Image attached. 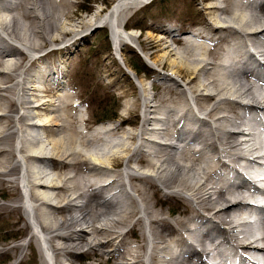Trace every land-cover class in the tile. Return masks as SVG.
<instances>
[{"label":"bare ground","instance_id":"1","mask_svg":"<svg viewBox=\"0 0 264 264\" xmlns=\"http://www.w3.org/2000/svg\"><path fill=\"white\" fill-rule=\"evenodd\" d=\"M145 1L116 0L101 15L99 8L82 15L52 10L46 0H0V196L15 197L0 204V212L18 217L22 211L29 234L11 248L23 250L31 238L42 264H83L81 249L94 264H208L204 256L216 264H264V244L254 243L264 241V210L247 204L264 205V186L239 170L252 176L264 165L236 152L263 147L264 64L252 58L250 46L264 58V10L257 0H204L201 28L165 30L171 43L152 33L140 39L125 28ZM51 4L71 8L73 1ZM61 13L78 28L74 36L107 26L115 51L137 40L151 61L162 52L161 66L185 78L188 87L166 74L155 79L152 96L124 92L120 96L134 100L121 110L122 121L88 135L78 128L86 120L75 116L73 96L61 93L64 85L55 79L60 91L46 87L48 78H56L49 65L34 70L35 93L27 92L25 74L46 54L32 57L29 66L26 57L58 40L50 31ZM20 18L29 22L19 25ZM35 78L44 79V88L36 87ZM140 102L147 115L141 127L121 131L130 115H138ZM118 131L110 144L107 136ZM145 161L148 171L140 167ZM161 191L180 200V209L160 208Z\"/></svg>","mask_w":264,"mask_h":264},{"label":"rangeland","instance_id":"2","mask_svg":"<svg viewBox=\"0 0 264 264\" xmlns=\"http://www.w3.org/2000/svg\"><path fill=\"white\" fill-rule=\"evenodd\" d=\"M46 1H49L48 3L50 6H53L52 8L54 9L52 10L59 9L62 13L78 10L82 15H87L92 10L98 8L100 11L99 15H101L116 2V0H72L73 5L71 8H68L62 4V6L55 5V7L51 4L52 0ZM257 1V4H260L261 7L258 9L264 10V1ZM203 4L204 0H149L139 4L132 10L126 21L125 28L133 30L134 34L140 35V39L145 38L148 33H152L157 37L167 36L168 40L172 43V38L165 30H174L177 33V31L181 29L195 31L201 28L198 23L202 18ZM62 13L60 14L61 20H56V26L54 25L56 29L53 28L50 31V36L57 37L58 40L55 42H45V47L41 49L38 54L35 53L32 56L27 55L26 57L25 64L29 66L32 57L37 58L40 55L46 54L42 60L36 62V65H32L29 68L28 74H25V81L27 80L26 85H28L27 92L31 90L29 94H31V92L35 93L30 85L32 79L31 74L34 73V70H36L38 66H45V64L49 65L50 68L56 71V78H48L46 87L60 91L56 88L57 84L54 83L55 79H58L60 84L64 85L65 89H63L64 91L61 93L66 92L73 96V102L77 104V108L81 112L77 110L75 116L79 117L78 115H81L86 120L85 127L83 124L80 125V123H78V128L80 127L82 130H86L88 135L99 127L104 126V128H106L122 121L121 118H123V115L120 114L121 110L129 101L134 100V97L130 94L124 97L120 96V94L124 92L130 93V91L133 90L137 97H144L145 94L152 96L155 93V89L153 88L155 79L166 74L172 76L182 85L181 87H188L186 86L185 78H181L179 75L173 73L170 67L163 68L161 66V63L164 62L163 57L160 56L162 52H158V59L155 60L156 62L151 61L139 52L138 47H136L139 45L137 40L133 42L127 41L119 50L115 51L111 30L107 26L89 28L88 31L82 32L81 36H74V33L77 32L75 31L77 27L73 26L74 21L66 20ZM28 22L29 20H23L21 18L18 20V23H20L19 25L22 26ZM62 27L66 29L65 34L61 33L65 30ZM70 30H73L71 31L72 33L68 32ZM172 47L180 51V45L177 43H173ZM139 64H141V66L143 65V67L141 68ZM125 65L139 77L138 79L141 82L132 79ZM35 80L36 85L40 83L36 87L40 90L44 88L45 85L44 82H42L44 79L37 80V78H35ZM138 110V115H130L128 119L123 122L121 131H137L138 128L141 127L144 117L147 116L146 114H142L141 102ZM196 114L202 119H207V116L203 113L196 112ZM260 116L264 121V113L261 112ZM99 124L102 125L97 127L96 125ZM119 131L117 135L115 133L114 136H107L110 144L115 142L113 140L119 139ZM259 132V137L261 138L264 135V130L263 132L262 130ZM40 134L43 135L42 132H40ZM260 138H258V141L260 143L263 142V147L259 149L264 151V137ZM140 142L141 140L138 141V144ZM191 146L196 148L197 144L193 143ZM236 152L238 154L241 153V149L236 150ZM123 162L116 168H123ZM241 162L244 163V160ZM140 167L142 168L141 170L148 171L146 161L142 162ZM260 173H264V168ZM259 185L264 186V183L260 182L258 183V186ZM235 190L238 191L240 189ZM243 194H245L244 191ZM14 198V196H0V204H10L15 200ZM159 204H161L160 208H163L164 211H167V207L170 206L176 210H179L181 207L180 200L172 196L164 195L163 191L160 192ZM259 209L264 210L262 208ZM174 215H176V213L172 216ZM16 220L19 221L16 223ZM26 220V215L22 211L18 217L8 212H0V264H12L21 253L23 257L18 264H42L41 249L37 242H35V244L30 241L31 238H27L29 244L26 245L23 250H21V248H11L13 245L19 244L28 234V229L24 226V221ZM131 226L132 225L129 223L123 230L128 231ZM252 230L255 231V233H260L257 228L252 227ZM127 239L134 240L135 238L128 236ZM255 243L264 244L262 242ZM80 252L83 264L95 263L91 258H86L83 249H81ZM209 258L208 256H204L206 261ZM101 264H110V262Z\"/></svg>","mask_w":264,"mask_h":264},{"label":"trees","instance_id":"3","mask_svg":"<svg viewBox=\"0 0 264 264\" xmlns=\"http://www.w3.org/2000/svg\"><path fill=\"white\" fill-rule=\"evenodd\" d=\"M137 65V64H136ZM140 65V67L142 68L143 67V65L141 66V64H139ZM134 68H135V66H134Z\"/></svg>","mask_w":264,"mask_h":264}]
</instances>
